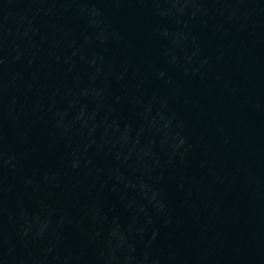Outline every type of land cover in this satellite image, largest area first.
Returning a JSON list of instances; mask_svg holds the SVG:
<instances>
[{"label":"water","instance_id":"1","mask_svg":"<svg viewBox=\"0 0 264 264\" xmlns=\"http://www.w3.org/2000/svg\"><path fill=\"white\" fill-rule=\"evenodd\" d=\"M0 264H264V0H0Z\"/></svg>","mask_w":264,"mask_h":264}]
</instances>
